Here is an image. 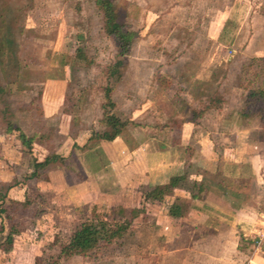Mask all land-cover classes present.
<instances>
[{"label": "rangeland", "instance_id": "1", "mask_svg": "<svg viewBox=\"0 0 264 264\" xmlns=\"http://www.w3.org/2000/svg\"><path fill=\"white\" fill-rule=\"evenodd\" d=\"M113 2L119 21L134 33V38L130 52L120 57L123 65L118 73L110 75L109 69L119 57L115 42L103 30L102 14L94 0H0V39L7 54L4 64H0V80L6 87L5 94H0V190L4 192L11 186L2 205L12 221L25 230L15 238L9 253L0 249V264H34L36 256L56 258L60 244L80 223H105L107 228H113L136 209L84 204L79 200L81 194L74 197L71 188L54 191L53 183L27 179L33 170V158L58 155L80 125L103 130L99 119L103 116L107 85L113 88L114 111L121 119L130 121L138 106L147 105V112L139 120L161 126L164 135L169 127L163 126L176 115V119L196 116L202 107L200 101L216 95L220 102H214V106L220 104L222 108H216L217 116L216 112L208 113L204 126L212 127V117L219 119L232 111L241 126L258 125L262 130L256 135L264 136L256 114L245 120L240 117L247 106V85L251 83L252 88L261 80L255 78L258 64L252 61L264 57V21H257L261 32L251 40L254 31L250 21L240 20L249 7L252 13L264 15V0ZM228 12L231 15L224 21L222 14ZM217 18L222 21H213ZM215 24L224 28L217 40H211L208 33ZM198 89H203L199 96ZM222 119L220 128L232 126L227 121L222 125ZM7 121L35 137L32 154L4 143L2 132ZM135 124L129 123L126 130ZM133 134L143 137V132ZM164 135L158 138L167 141ZM99 142L90 141L82 151H75L74 160L82 153L93 172L101 171ZM240 171L235 169V177L229 178L216 173L209 180L222 182L224 190L245 189L244 205L256 208L253 227L259 229V224L264 225V218L258 216L260 212L264 214V195L257 184L249 186L250 177L243 178ZM181 183L192 187L188 180ZM99 196V192H92L97 203ZM5 216L0 213V229L4 227L0 243L6 237ZM145 216L122 237L102 243L91 257H73L60 264H155L163 255L165 238L157 234L161 233L163 217L157 206ZM242 237L248 243L243 245L245 253L261 248L264 242L263 239L259 244V233ZM222 239L228 241V235L219 234L214 241Z\"/></svg>", "mask_w": 264, "mask_h": 264}, {"label": "crops", "instance_id": "2", "mask_svg": "<svg viewBox=\"0 0 264 264\" xmlns=\"http://www.w3.org/2000/svg\"><path fill=\"white\" fill-rule=\"evenodd\" d=\"M251 11L249 7V12L240 21H250L254 31L252 40L261 32L256 23L264 21V15ZM230 15V12L222 14L224 21ZM221 26H211L208 33L211 40L219 38L224 28ZM197 94H201L199 89ZM146 109L147 105L142 104L134 110L136 113L132 114L130 121L138 125H133V129L127 131L126 126L115 139L100 140L98 148L103 155V171L99 172H93L86 165L82 153L77 161L74 160L75 151H82L92 134L101 132L80 125L77 133L70 135L59 149L58 155L65 159V163L49 170L46 183H53L51 188L54 191L71 188L74 197L81 194L79 200L84 204L123 207L125 211L129 206H139V195L143 190L166 185L175 177H186L183 183L188 180L192 187L187 188L181 183L163 203L157 205L158 214L163 217L159 228L161 233L157 234H163L165 241L163 255L155 264H264V242L254 252L245 253L239 249L242 235L253 237L264 230V225L259 224L258 231L253 227L257 210L254 206L244 205L245 189L224 190L222 182L209 180L216 173L218 177H235L233 171L238 168L240 176L250 177L248 185L257 184L264 195V136L256 135V132L261 134L262 129L258 125L241 126L238 118L232 117V111L221 116L222 125L227 121L228 124L232 122V126L220 128L221 118L212 116L214 126H204L202 122L207 120L208 113L218 115L219 110L212 108L195 122L181 117L176 119V115L171 123L163 126L169 127L164 135L161 126L139 120ZM175 123L178 126H174ZM134 132L139 135L143 132V137H136ZM160 135L168 140H160ZM194 183L203 184L208 189L201 198L192 197L193 192L197 193ZM93 191L101 194L100 202L94 201ZM176 198L180 199L184 210L179 218L169 216L167 211ZM258 216L264 218L261 212ZM259 223L263 224V221L259 220ZM219 234L228 235L229 240L214 241Z\"/></svg>", "mask_w": 264, "mask_h": 264}, {"label": "trees", "instance_id": "3", "mask_svg": "<svg viewBox=\"0 0 264 264\" xmlns=\"http://www.w3.org/2000/svg\"><path fill=\"white\" fill-rule=\"evenodd\" d=\"M94 3L102 14L103 30L105 34L115 42L117 58H119L109 69V74L114 75L118 73V68L123 65L120 57L127 55L132 48L134 33L126 30L124 25L119 21L113 0H94ZM2 24L3 21L0 22V26ZM3 42L4 41L0 39V64L2 65L6 61L5 55H7L3 51ZM7 59L9 60V57H7ZM252 63L258 64V71L255 73V78L256 80H261L252 88L250 87L251 83L247 85V87L250 88L247 96V106L241 112L240 117L245 120L256 114L259 125L264 129V57L254 58ZM200 88L205 87L202 86ZM5 90L6 87L2 85L0 80V94H5ZM201 90L203 91V89ZM201 90L200 92H202ZM104 99L102 105L103 116L99 119V124L105 129L101 132H94L89 138V142L93 140L111 141L119 136L129 123L135 124L132 121L121 119L115 113L114 110L116 104L113 100V88L110 85H107L104 88ZM214 102L218 103L220 102V99H218L216 95H209L204 100L202 99V101H200L202 107L198 109L196 116H186L185 118L195 122L196 118L202 117L210 109L222 108L220 104L215 105V107ZM252 104L253 106L250 107ZM135 125L138 124L136 123ZM2 135L4 137V143L9 145V147L19 150L20 148L18 147V144H20L23 148L20 150L32 154L33 146L35 144L34 136H28L21 128L14 126L10 121H7ZM56 163L64 164L65 159L59 155H46L42 160L34 157L32 161L33 170L30 175L27 176V179L48 182V172L52 168L57 167ZM184 181H186V177H175L166 185H158L142 191L139 195V206L135 210H132V213L135 214H132L130 217H125L122 223L117 224L113 228H107L105 223L96 224L90 221L80 223L71 233L68 240L65 243L60 244V251L56 258L51 257L46 260L42 258V256H36L34 264H60L62 260L73 257H91L93 251H96L101 247L102 243L109 244L122 237L141 217L142 220H145V214L147 215V211L154 208V206L163 203L166 197L172 193V190ZM194 186L197 189V193H192L193 198H201L208 190L203 184L198 185L197 183H194ZM10 187L11 186L8 185L4 192L0 190V213H6L5 218L8 221L5 240L0 243V249L5 253L11 251L15 238L25 233V230L19 223L12 221L13 218L7 214V209L2 205L5 202L4 198ZM123 209L124 208L122 207V210ZM167 211L168 215L173 218L183 216L184 210L180 203V199L176 198L173 203L168 206ZM3 228L0 229V232L4 231ZM246 242V239L241 236L239 249L242 250L243 245ZM248 248L250 249L251 247Z\"/></svg>", "mask_w": 264, "mask_h": 264}, {"label": "built area", "instance_id": "4", "mask_svg": "<svg viewBox=\"0 0 264 264\" xmlns=\"http://www.w3.org/2000/svg\"><path fill=\"white\" fill-rule=\"evenodd\" d=\"M258 233H259V238H260V242H259V244H260L261 241H263V239H264V230H260Z\"/></svg>", "mask_w": 264, "mask_h": 264}]
</instances>
